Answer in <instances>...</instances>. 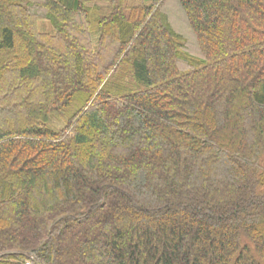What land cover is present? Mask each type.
<instances>
[{
	"label": "trees",
	"instance_id": "trees-1",
	"mask_svg": "<svg viewBox=\"0 0 264 264\" xmlns=\"http://www.w3.org/2000/svg\"><path fill=\"white\" fill-rule=\"evenodd\" d=\"M167 1L0 0V264H264V0Z\"/></svg>",
	"mask_w": 264,
	"mask_h": 264
},
{
	"label": "rangeland",
	"instance_id": "rangeland-1",
	"mask_svg": "<svg viewBox=\"0 0 264 264\" xmlns=\"http://www.w3.org/2000/svg\"><path fill=\"white\" fill-rule=\"evenodd\" d=\"M165 7L163 6V9L167 10L169 15H170V19L175 27L176 30H178L179 32H181L185 38H186V44H187V49L190 50V52L192 54H197L198 51H196V46L195 45V39L192 36L188 26L185 23V19H184V14L182 13V11L177 7L176 2L172 1V0H168L165 3ZM38 28L40 31H47V32H51L52 31V27L50 26V24L47 21H40L38 24ZM92 43L95 44V37L92 38ZM50 121L51 123L49 124V126H51L52 128H60L61 126H63L64 124V114H61L59 112H53L50 115Z\"/></svg>",
	"mask_w": 264,
	"mask_h": 264
},
{
	"label": "built area",
	"instance_id": "built-area-1",
	"mask_svg": "<svg viewBox=\"0 0 264 264\" xmlns=\"http://www.w3.org/2000/svg\"><path fill=\"white\" fill-rule=\"evenodd\" d=\"M26 264H30V263H26Z\"/></svg>",
	"mask_w": 264,
	"mask_h": 264
}]
</instances>
